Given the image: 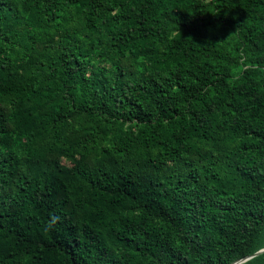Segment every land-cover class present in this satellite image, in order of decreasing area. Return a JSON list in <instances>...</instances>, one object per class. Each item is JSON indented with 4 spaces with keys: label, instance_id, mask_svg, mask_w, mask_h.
I'll return each mask as SVG.
<instances>
[{
    "label": "trees",
    "instance_id": "obj_1",
    "mask_svg": "<svg viewBox=\"0 0 264 264\" xmlns=\"http://www.w3.org/2000/svg\"><path fill=\"white\" fill-rule=\"evenodd\" d=\"M262 248L264 0H0V264Z\"/></svg>",
    "mask_w": 264,
    "mask_h": 264
},
{
    "label": "water",
    "instance_id": "obj_2",
    "mask_svg": "<svg viewBox=\"0 0 264 264\" xmlns=\"http://www.w3.org/2000/svg\"><path fill=\"white\" fill-rule=\"evenodd\" d=\"M263 253H264V248L260 249L259 251L255 252L252 255H249V256H246L244 258L238 259V260L234 261L232 264H243L246 261H248V260H250V259H252V258H254L256 256H259V255H261Z\"/></svg>",
    "mask_w": 264,
    "mask_h": 264
}]
</instances>
